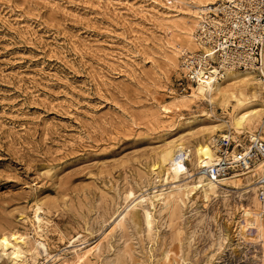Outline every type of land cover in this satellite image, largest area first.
Wrapping results in <instances>:
<instances>
[{"label": "rangeland", "instance_id": "rangeland-1", "mask_svg": "<svg viewBox=\"0 0 264 264\" xmlns=\"http://www.w3.org/2000/svg\"><path fill=\"white\" fill-rule=\"evenodd\" d=\"M193 9L0 0V239L17 233L28 252L19 262L0 245V264H264L256 191L198 184L200 146L258 130H231L232 108L179 92ZM178 144L179 180L161 159Z\"/></svg>", "mask_w": 264, "mask_h": 264}, {"label": "built area", "instance_id": "built-area-1", "mask_svg": "<svg viewBox=\"0 0 264 264\" xmlns=\"http://www.w3.org/2000/svg\"><path fill=\"white\" fill-rule=\"evenodd\" d=\"M194 40L198 50L184 51L181 55L177 80L181 94L192 92L200 84H217L229 71L243 70L261 83L264 104V0H222L204 14ZM213 146L214 161L203 174L221 183L257 169L252 178L256 197L264 206L261 135L241 138L229 133L214 138ZM183 161L186 164L187 158Z\"/></svg>", "mask_w": 264, "mask_h": 264}, {"label": "bare ground", "instance_id": "bare-ground-1", "mask_svg": "<svg viewBox=\"0 0 264 264\" xmlns=\"http://www.w3.org/2000/svg\"><path fill=\"white\" fill-rule=\"evenodd\" d=\"M188 1L190 5L193 6L194 9L191 10L193 19L191 21L192 22L191 28L188 29L189 39L187 40L186 43L188 44L189 49H191L192 51H195V50H198L197 49L198 47L193 39V35H195L193 34V27L196 24L199 25L200 20L203 18L204 14H206L207 12H211L214 9V7L222 0H188ZM204 51L208 52L207 49H204ZM181 53H182V50H178L176 55L181 54ZM185 98L191 99L192 102L203 101V102L209 103L214 108L217 107L218 109H223L224 111L231 110L232 108V111L230 112V115H231L230 119L228 121L224 120V124L227 127L231 128V130L233 128L237 132L248 131L249 133L255 132L258 130L257 134L264 131V104L262 103L263 102L262 101V86H261V83L255 78V76L250 72L243 71V70L242 71H234V70L229 71L226 78L223 81L217 84H210V83H208L207 85L200 84L199 86L194 87L192 94L186 96ZM190 102L181 100L180 104L183 107V106H186L188 103L190 104ZM255 135L256 134H254L253 136L251 135V136L254 137ZM213 141H214V138H212L210 144L200 146L197 151L199 155V159H198L199 161H197L199 165V170L197 171V175H198L197 180H198V184H200L203 187V189L206 191V194L216 195L217 189H219L221 186H224L225 184H228V183L232 184L233 186H236L238 189L240 188L248 189L247 192H249L250 189L255 190V183L252 177H253V174L256 173L257 169H253L250 172L243 174L244 176L237 175L233 177L232 179L223 181L221 183L213 181L211 178H207L203 174V170L208 168L213 163L214 158H215V149L213 146ZM182 149H183V146L178 144V145H174L173 147L165 150L161 154L162 155L161 156L162 166L165 167L169 165V168L167 170L169 172H172L171 174H173L175 179L177 180H179L182 176L188 174V168L186 164L184 163L183 159L187 158V156L189 159L190 156L186 154V151ZM188 152H191V151H188ZM182 156L185 158H183ZM244 181H247V183L245 184ZM174 184H177V183H174ZM132 195L133 194H131V196ZM39 210L40 209H38L36 213V218L38 222L41 221V219L38 216ZM244 215L251 218V220L249 221V224L252 221L253 223L257 221V224H258V221H260V218H262L260 217V215L253 214L249 211L244 213ZM242 226L243 225H241V227ZM263 228L264 227H262L261 225V231ZM26 240L27 239H25V237L17 233H13L9 235L4 234L2 238L0 239V245L2 248L4 247L5 250L6 249L12 250L14 254V260L20 262L21 261L20 259H22V257L25 256V252H26V250H24L23 248L24 245L22 246L21 243H24L27 246ZM37 245L43 248V250L45 251L47 250L45 246L46 244H43L42 242H38ZM23 263H25V261Z\"/></svg>", "mask_w": 264, "mask_h": 264}]
</instances>
